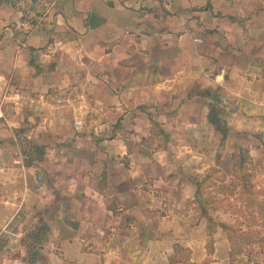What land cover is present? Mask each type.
Listing matches in <instances>:
<instances>
[{
	"label": "crops",
	"instance_id": "1",
	"mask_svg": "<svg viewBox=\"0 0 264 264\" xmlns=\"http://www.w3.org/2000/svg\"><path fill=\"white\" fill-rule=\"evenodd\" d=\"M210 104L264 138V0H0V264H200L178 176L204 164L172 151L218 140Z\"/></svg>",
	"mask_w": 264,
	"mask_h": 264
},
{
	"label": "rangeland",
	"instance_id": "2",
	"mask_svg": "<svg viewBox=\"0 0 264 264\" xmlns=\"http://www.w3.org/2000/svg\"><path fill=\"white\" fill-rule=\"evenodd\" d=\"M156 139L157 144L153 147L155 152L156 148L166 146L164 136H156ZM185 139V143L195 148L194 155L183 152L180 142L183 144ZM180 142L176 143L177 148L172 151L175 158L178 154H182L181 157L187 155L189 165L204 164L197 172L192 166L190 170L178 174V177H189L197 181L204 179L200 197L205 200V213L193 201L196 214L186 221L188 225L198 226L195 235L204 245L199 256L205 254L201 263L264 264V152L254 151L249 154L247 151L245 166L239 169L240 154L230 148V144L237 143L251 147L264 145V138L235 135L230 140L219 142L208 133L201 144L192 137L182 138ZM180 204L171 203L170 206L187 211L192 202L183 200ZM222 241H228L229 244L228 263L220 262L225 255L222 251L211 255L214 249L225 248L227 242L224 244ZM184 254H187L185 250Z\"/></svg>",
	"mask_w": 264,
	"mask_h": 264
},
{
	"label": "trees",
	"instance_id": "3",
	"mask_svg": "<svg viewBox=\"0 0 264 264\" xmlns=\"http://www.w3.org/2000/svg\"><path fill=\"white\" fill-rule=\"evenodd\" d=\"M203 96H210L212 99L214 98V95L209 91H204ZM207 123L209 124L211 130L215 135H217L219 142H224L227 140L228 135V128L226 127L225 121H224V110L214 104H210L208 107V113L206 115ZM240 154V162L238 164L239 169H243L245 164V157L248 156L247 151H238ZM204 182V179H202L200 182H196L194 184L195 186V192H194V199L193 201L201 208V212L205 213V210L203 209V206L205 204V200H203L200 197L201 192V185ZM181 258L185 256L184 250H181Z\"/></svg>",
	"mask_w": 264,
	"mask_h": 264
},
{
	"label": "built area",
	"instance_id": "4",
	"mask_svg": "<svg viewBox=\"0 0 264 264\" xmlns=\"http://www.w3.org/2000/svg\"><path fill=\"white\" fill-rule=\"evenodd\" d=\"M59 0H1L7 7L19 13L23 19L38 21L45 17Z\"/></svg>",
	"mask_w": 264,
	"mask_h": 264
}]
</instances>
